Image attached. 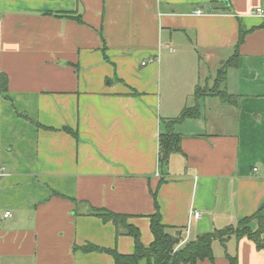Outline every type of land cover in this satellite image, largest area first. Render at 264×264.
<instances>
[{"label":"crops","instance_id":"obj_1","mask_svg":"<svg viewBox=\"0 0 264 264\" xmlns=\"http://www.w3.org/2000/svg\"><path fill=\"white\" fill-rule=\"evenodd\" d=\"M257 8L264 0H0V264H116L80 248L131 254L134 239L90 207L129 215L148 246L153 191L162 221L185 241L264 216ZM242 31L238 65L217 83ZM198 87L229 98L198 97ZM196 106L199 117L175 126L180 150L162 166L163 119ZM223 249L216 257L214 243L215 264H229L226 252L264 264L247 237Z\"/></svg>","mask_w":264,"mask_h":264},{"label":"trees","instance_id":"obj_2","mask_svg":"<svg viewBox=\"0 0 264 264\" xmlns=\"http://www.w3.org/2000/svg\"><path fill=\"white\" fill-rule=\"evenodd\" d=\"M58 16H68L82 22V15H75L71 12H56ZM244 32L240 33L239 41L236 45L233 55L226 61L225 66L220 69L216 82H222L226 77V70L229 67H236L240 56V47L244 41ZM7 77H1V88L5 93L7 91ZM206 94L220 95L223 98L228 97L215 89L207 87H198L196 96ZM7 97V96H6ZM200 116V109L196 107L184 108L181 113L171 119H163L165 130L160 134L159 161L162 166L167 165L170 155L180 150L182 135L175 131V126L188 118H197ZM44 127L42 125H38ZM156 211L149 215L150 229L153 234V241L146 246L141 239V231L138 227L129 223V215L114 212L112 210L100 207H90V213L98 216L104 222H113L118 229L124 228L125 233L134 239L135 250L131 254H122L117 250L100 248L88 244L80 249L84 252H106L114 257L116 264H140L145 260L146 264H198L200 261L208 260L215 264L214 243L220 242L224 246L231 238L241 239L247 237L252 240L257 249H264V216L259 210L251 216L241 218L237 224L229 225L220 229L198 235L193 240L185 241L183 229L176 226L167 225L162 221L160 206L157 200V191H153ZM256 221V228L253 223ZM79 249V247H76ZM226 258L229 264H239L237 255H231L226 252Z\"/></svg>","mask_w":264,"mask_h":264},{"label":"built area","instance_id":"obj_3","mask_svg":"<svg viewBox=\"0 0 264 264\" xmlns=\"http://www.w3.org/2000/svg\"><path fill=\"white\" fill-rule=\"evenodd\" d=\"M255 12H256L257 14H264V10H263L262 8H257ZM195 13H197V14H199V15H200V14H203V10H202V9H197V10L195 11ZM144 64H145V62H144ZM257 170H258L257 168L254 169V171H257ZM1 174H2V170L0 169V175H1ZM193 215H194V218H195V219H201V218L203 217V213L200 212V211H194ZM4 216H5V217H9V216H11V212H10V211L5 212Z\"/></svg>","mask_w":264,"mask_h":264},{"label":"rangeland","instance_id":"obj_4","mask_svg":"<svg viewBox=\"0 0 264 264\" xmlns=\"http://www.w3.org/2000/svg\"><path fill=\"white\" fill-rule=\"evenodd\" d=\"M227 59L229 58V55H228V57H226ZM205 67V66H204ZM221 67H222V65L221 66H219L218 67V69L220 68L221 69ZM217 69V70H218ZM219 69V70H220ZM219 70H218V72H219ZM218 72H217V74H218ZM203 73H205V71H203ZM217 74H216V77H217ZM211 84H213V82L211 83ZM122 228V227H121ZM235 241V240H234ZM215 249H216V257H219V256H222V255H224V249H223V245H221L219 242H215Z\"/></svg>","mask_w":264,"mask_h":264}]
</instances>
